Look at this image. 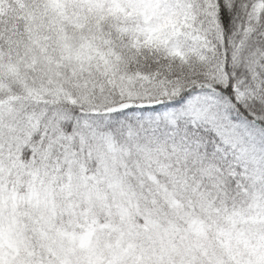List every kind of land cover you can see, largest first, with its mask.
<instances>
[{
    "label": "snow or ice",
    "instance_id": "snow-or-ice-1",
    "mask_svg": "<svg viewBox=\"0 0 264 264\" xmlns=\"http://www.w3.org/2000/svg\"><path fill=\"white\" fill-rule=\"evenodd\" d=\"M0 264H264V0H0Z\"/></svg>",
    "mask_w": 264,
    "mask_h": 264
}]
</instances>
